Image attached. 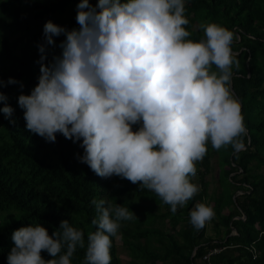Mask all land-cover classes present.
Returning <instances> with one entry per match:
<instances>
[{"label":"clouds","instance_id":"9594fccd","mask_svg":"<svg viewBox=\"0 0 264 264\" xmlns=\"http://www.w3.org/2000/svg\"><path fill=\"white\" fill-rule=\"evenodd\" d=\"M185 11V0H98L95 6L80 0L79 29L44 25L38 84L18 97L29 132L49 143L58 133L79 142L80 163L101 178L117 176L153 192L173 214L200 191L192 179L208 145L239 151L246 134L231 89L233 69H239L232 51L236 36L216 23H201L204 36L195 42ZM61 35L62 52L46 65V45L55 46ZM7 101L0 92V112L14 124ZM91 205L96 230L87 235L83 264H111L121 222L137 217L106 199ZM189 216L199 230L214 212L198 203ZM11 239L7 264H71L77 248H85L84 232L68 220L51 236L36 224L15 230Z\"/></svg>","mask_w":264,"mask_h":264},{"label":"trees","instance_id":"16d2710c","mask_svg":"<svg viewBox=\"0 0 264 264\" xmlns=\"http://www.w3.org/2000/svg\"><path fill=\"white\" fill-rule=\"evenodd\" d=\"M89 2L95 6L98 0ZM78 3L0 0V80L6 85L0 92L8 97L14 109L10 119L15 121L10 123L0 112V264H7L15 230L40 224L51 236L63 220L84 232L85 248L78 247L71 259V264H83L87 235L96 230L91 224L96 216L93 199L123 205L137 217L122 221L119 229L130 264H202V257L214 249L219 252L209 258L212 264H264V0H185L189 39L203 38L201 23H216L236 36L232 51L239 69H233L231 89L241 105L246 134L239 151L229 145L226 153L219 152L226 166L227 194H208L209 159L217 153L208 145L192 179L200 191L175 214L153 192L138 190L117 176H97L79 162V142L58 133L56 142L49 143L26 129L18 97L30 95L38 84L37 45L45 43L43 27L51 21L79 29ZM65 39L54 37L55 46L46 45V65L61 54L59 44ZM9 78L18 83L7 84ZM4 106L0 102V108ZM198 203L214 211L207 221L213 234H208L207 222L199 230L190 223L189 213ZM41 255L52 259L47 252ZM110 255L111 264H120L115 238Z\"/></svg>","mask_w":264,"mask_h":264},{"label":"rangeland","instance_id":"374dc122","mask_svg":"<svg viewBox=\"0 0 264 264\" xmlns=\"http://www.w3.org/2000/svg\"><path fill=\"white\" fill-rule=\"evenodd\" d=\"M211 145V144H209ZM217 153L210 155V173L207 176V180L209 181L208 186V194L211 195L213 198H218L220 195L227 194L224 188V182L226 180L225 173H226V166L221 163L222 161V154L219 152L223 151L226 153V148H221L219 151L215 150ZM220 183V184H219ZM221 185V186H220ZM215 200V199H214ZM212 204V203H211ZM213 205V204H212ZM213 210V209H212ZM214 212V211H213ZM208 226V234H213L211 230V224L207 222ZM117 254L120 260V264H130V258L121 245L120 239L117 240ZM161 264V263H157Z\"/></svg>","mask_w":264,"mask_h":264},{"label":"built area","instance_id":"2783aa9c","mask_svg":"<svg viewBox=\"0 0 264 264\" xmlns=\"http://www.w3.org/2000/svg\"><path fill=\"white\" fill-rule=\"evenodd\" d=\"M218 252H219V250H216V249L207 252V253L202 257L201 263H202V264H212V263H210L209 258H210L212 255H214V254H216V253H218Z\"/></svg>","mask_w":264,"mask_h":264},{"label":"water","instance_id":"95a60500","mask_svg":"<svg viewBox=\"0 0 264 264\" xmlns=\"http://www.w3.org/2000/svg\"><path fill=\"white\" fill-rule=\"evenodd\" d=\"M244 217V216H243Z\"/></svg>","mask_w":264,"mask_h":264}]
</instances>
